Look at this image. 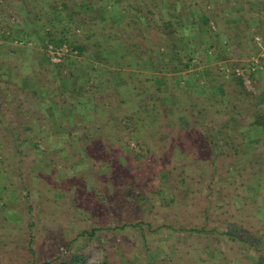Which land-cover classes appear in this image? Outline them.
<instances>
[{"label": "rangeland", "instance_id": "1", "mask_svg": "<svg viewBox=\"0 0 264 264\" xmlns=\"http://www.w3.org/2000/svg\"><path fill=\"white\" fill-rule=\"evenodd\" d=\"M54 1L61 9L64 0H0V108H9L0 115V264L59 262L76 255L81 264L106 259L110 264H264V188L245 180L248 159L240 166L233 161V136L235 144L242 142L233 135L237 131L231 136L224 129L223 137L216 132L234 117L238 127L249 124L252 111L264 109V42L258 34L264 12L243 11L239 0H182L173 11L180 29L168 38L172 58H167L172 68L187 52L196 60L167 80L170 109L160 111L159 120L169 121L168 132L141 122L126 130L132 115L153 116L136 107L146 98L141 92L153 93L162 82L143 59L140 67L128 68L119 58L114 33L127 36L122 15L128 3L95 0L96 6H80L73 0L69 11L81 13L75 17L85 21L89 15L84 28L76 29L80 21L55 18ZM145 1L152 9L151 44H158L167 5L155 9L153 0ZM258 5L251 1L248 7ZM47 32L86 44L90 36L115 48L114 56L105 70L93 63V50L87 51L76 65L61 68L73 72L76 82L67 84L57 64L66 57L73 61L77 53L67 42L69 51L54 61L48 46L56 43ZM235 66L236 72H255L245 89L258 95L240 102L242 110L233 116L236 87L229 76ZM214 76L220 82L210 99L207 79ZM174 87L184 89L182 102L169 95ZM37 102L39 125L45 122L39 148L24 134L37 117L25 112ZM181 121L190 126L184 130ZM12 129L21 133L16 143ZM212 134L222 138L216 146ZM252 136L247 149L240 148L248 157L264 152V128L253 129ZM229 150L231 157L220 155ZM143 193L148 198L140 202ZM203 224L209 234L189 231ZM93 230V236L85 233Z\"/></svg>", "mask_w": 264, "mask_h": 264}, {"label": "trees", "instance_id": "2", "mask_svg": "<svg viewBox=\"0 0 264 264\" xmlns=\"http://www.w3.org/2000/svg\"><path fill=\"white\" fill-rule=\"evenodd\" d=\"M73 0H64V2L61 4V9L59 8V3L54 1L53 2V15H55V18L59 21V22H63V21H68L70 24L71 23H76V25L78 24V21H80V23L77 25L76 29H82L84 28V22L87 21V19H89V15L84 17L85 21H83L81 19V17H75L77 15L81 16L80 12H75V10L72 9V12L69 11L70 9V3ZM79 1V5L80 6H91V5H95V0H76ZM111 2H120V3H128L127 4V8H125V13L122 15L123 16V25L122 28L125 30V34L127 36H122L121 31H115L114 33V40L118 41L119 43H117L116 45V49L117 52L119 53V58H122L123 61L122 63L124 67H128V68H132L134 67L133 65H136L138 67H140L141 65V61L143 59L144 62V67L149 68L151 70H154V73L156 75V77H161L162 78V82H160L157 85L156 91L153 93H148L146 94L147 90L141 92V94H144V97H146L145 99L143 98L140 102V104L136 107L138 108L137 112L142 109V113H153V116H147V118L144 117H134L133 115L130 117L131 118V123L128 122L127 125L124 126V128L126 130H131V128L133 129H138V128H134L135 126L138 127L139 122H141L143 124V126H158L159 129H166L165 131L168 132V125L165 120L164 124L159 120V116L162 114H165V111H168L170 109L169 103L166 101H169L168 98V90H169V85L167 86L166 84L168 83L167 80L169 78H172L174 75L173 73H177V72H181V71H188L189 68L193 65L191 64V62L193 63L196 58H193L192 53L187 52L186 54H184L183 56H177V60H176V65L172 68L170 66V60H168L167 56L171 57L170 54L168 55V50H167V43H168V38L172 35H176L179 32V28L176 27V24H178V22L176 21V19H174L173 16V11H176L179 3L182 0H174L172 2V0H153L154 1V7L155 9H158L159 6L161 4H165L167 5V8H164L165 10H167V16H163V26L162 28L156 32V34L159 32L158 39H159V43H152V38L154 36H150L149 34L151 33L150 28H153L152 24H150V17L149 14L151 13L152 9L150 8V6L148 5V3L144 0H141L144 4L140 5L137 2H135L136 0H110ZM255 2L258 5L257 8H249V2ZM193 2H197V1H193ZM242 4L243 7V11L246 9L250 10L249 12H251L252 14H258V13H263L264 12V0H239L237 2V5L240 6ZM235 5V4H233ZM96 6V5H95ZM144 6L147 7L148 9L145 10ZM205 16H200L199 19L200 20H204ZM77 19V20H76ZM246 20V19H245ZM206 22V21H205ZM95 23V22H94ZM53 23L51 22V25ZM264 21H261L260 23H258V29L259 32L258 34H260L262 36L263 42H264ZM96 25V23H95ZM239 25H235L233 26V29H235V35H239L240 33L238 32V27ZM51 26L49 28V30H52ZM101 28V27H99ZM2 30V29H0ZM63 28L61 30V32L63 33ZM85 30V29H84ZM87 31L89 32V30L87 29ZM85 31V33L87 32ZM246 28L243 29V33H245ZM66 32L64 30V33L66 35ZM237 32V34H236ZM48 36L50 37V40L53 43H56V45L58 46H62L63 44L69 42L70 45L72 44L73 48H72V52L77 51V56L71 58L73 61L70 60H66L67 58L70 57H66L64 58L61 62H59L58 65V69L61 72L62 75V80H64L67 84L68 82L74 83L76 82V80H74V75L73 72L71 70L63 73V71L61 70V68H65V67H69L70 65H76V62L79 61L77 58H79V56H83L87 51L89 50H93V54L91 56V59H93L92 61H94L93 63L98 64L100 67L102 66L104 69V66H107V63H109L110 58H112V56H114V49L115 48H111L110 47H106L104 46L102 43L98 42V41H94L92 42V37L90 38V36L85 37L87 40L91 41V44H86L84 42H81L79 40L76 41H72V40H65V39H55L52 38V35L50 32H47ZM84 34H82L81 36H83ZM67 38V37H66ZM236 39H241L240 36L235 37ZM88 45V46H87ZM166 47V48H165ZM176 47V46H174ZM10 51H13V47L9 48ZM71 52V53H72ZM10 53V52H9ZM117 53V54H118ZM181 55V54H178ZM110 57V58H109ZM172 58V57H171ZM66 60V61H65ZM65 61V62H64ZM74 63V64H73ZM102 63V64H101ZM242 63V62H241ZM67 65V66H66ZM101 67V68H102ZM148 69V70H149ZM106 70V69H105ZM107 71H110L107 69ZM170 72H172V74H170ZM254 73L255 72H250L249 77L252 79L254 78ZM230 78H233V85L236 87L233 89V116L235 114L240 113V111L242 110L241 107L239 106L240 102H244L246 100V98H250V100H253L257 95L258 92L257 90L253 91V92H248L245 89V81L244 78L239 75L236 72V66L233 67V73L229 76ZM208 80V86H207V94H209V98L212 99V97H214V88L218 85V83L220 82V78L218 76H214V77H210ZM70 85V84H69ZM71 86V85H70ZM179 89L176 90V87L173 88V90L170 92L169 95H172L174 98H176V100H178L179 102H182L183 99V90L181 87H178ZM257 92V93H256ZM256 94V96H255ZM146 95V96H145ZM235 97V98H234ZM125 101V100H124ZM166 102V103H164ZM227 104H230L229 102H227ZM194 107L197 106V104H193ZM6 109H9L8 107H6ZM6 109L4 110V108H0V115L2 113H5ZM167 109V110H166ZM257 109V110H256ZM254 109V111H252V120L249 124L246 125H240L239 127L235 124L236 121V117L233 118V120H229L224 122L220 127H218L217 129V133L223 137V130L225 129V132L228 131V133H230V135L232 136L231 132H233V130L235 129V131H237V134H233L235 135L236 139L237 138H241V141L239 144H235V140H234V136H233V161H237V164L240 166L241 165V161L244 159L245 160L248 159V166H245L244 168H247L246 171H249V176L247 179V181H256L259 185V187H263L264 188V152L263 153H252V155L250 157L247 156L248 152H242L243 154H241V151L244 149H240L241 147H245L246 148V143L250 140V138H252V131L253 129H257L259 127L264 128V109L263 107H259ZM196 110V108H195ZM162 114H161V112ZM135 114H138V113ZM149 113V115H150ZM197 114V113H196ZM137 118V120L135 119ZM179 121V120H178ZM233 121V129L231 128V122ZM8 123V122H6ZM180 123V122H179ZM182 125L185 127L184 130L187 129V127L190 126L189 122L187 121H181ZM158 127L156 129H158ZM33 127L31 126L30 129L29 127L25 128L27 131H25V135L32 133V131H30ZM6 130H11L10 128H5ZM132 129V130H133ZM12 131H16L15 133H12V137L14 139V143L15 140H17L16 137H18L21 133H19L17 131V129H12ZM159 131V130H157ZM161 131V130H160ZM3 135V134H2ZM229 135V134H228ZM229 135V138H230ZM216 138V139H215ZM228 138V136H227ZM27 140H29V142L33 145H35L37 148H39V143H37L38 139L37 135L34 137H28L26 138ZM222 138H217L216 134H212L211 136V143L213 146L217 145V140H220ZM226 139V138H225ZM228 145V142H227ZM17 146V145H16ZM247 149V148H246ZM232 152H230V150L227 152H221L220 155H225L228 157H231ZM219 155V156H220ZM236 164V163H235ZM237 164L235 166H237ZM233 165V173H236L237 171L235 170V167ZM244 180V181H245ZM246 182V181H245ZM28 187V186H27ZM160 190L163 191L164 193V188L162 186H160ZM145 188H150V184H147ZM144 189V188H142ZM154 190V189H153ZM154 192V191H153ZM155 193V192H154ZM139 198H141L140 202L147 199L148 196L143 193L140 194L138 196ZM166 198V197H165ZM132 225H138L140 226V223L137 224H132ZM207 224H203L202 226H195V227H191L189 228V231L195 233L196 235L198 234H209V231L207 230ZM186 230V229H185ZM215 231H219L218 229H212L211 232H215ZM86 234H90L91 236H93L95 234V230H93L92 232L88 233L87 231L85 232ZM236 236L233 234V237ZM81 258L79 256H75L72 258H64L61 259V261L59 262H44L42 264H81ZM36 264V263H34ZM102 264H110L109 259H106Z\"/></svg>", "mask_w": 264, "mask_h": 264}, {"label": "crops", "instance_id": "3", "mask_svg": "<svg viewBox=\"0 0 264 264\" xmlns=\"http://www.w3.org/2000/svg\"><path fill=\"white\" fill-rule=\"evenodd\" d=\"M4 41L5 42H7L6 41V39H4ZM4 46H8V45H4ZM0 51H2L3 52V50L2 49H0ZM6 51V50H5ZM7 52V51H6ZM31 107H32V105H30ZM40 103L39 102H37L36 104L34 103L33 104V107H34V109L32 110V111H28V112H25V116H28V117H30V115L29 114H31V113H37L36 115H37V117L34 115V117H31V118H33V119H31V125H32V129L30 130V131H32V133H30V134H27V138L28 137H34V136H36L37 135V138H39V137H41V136H43L42 135V131L44 130V123L45 122H41V123H43V125L42 126H40L39 124V121H40V119H39V109H40ZM69 108H70V112H72V106H69ZM42 113V112H41ZM27 114V115H26ZM44 120V119H43ZM45 121V120H44ZM34 123V125H33V123ZM31 127V126H30ZM30 127H29V129H30ZM25 131H27V130H25ZM36 132H38V133H36ZM34 133V134H33Z\"/></svg>", "mask_w": 264, "mask_h": 264}, {"label": "built area", "instance_id": "4", "mask_svg": "<svg viewBox=\"0 0 264 264\" xmlns=\"http://www.w3.org/2000/svg\"><path fill=\"white\" fill-rule=\"evenodd\" d=\"M257 40H258L259 42L261 41L260 38H257ZM48 47H49V51H50V53L53 55V58H52V59H53L54 61H59V60H61L62 55H63L65 52L69 51L67 47H64V45H63V46H56V45L51 44V45H49ZM71 52H72V50H71ZM74 53H77V51H74ZM257 63H258V61L252 63V65H251V67H250V70H251V71H255V70H256V64H257ZM237 73H238L239 75H241V76L244 78L245 83H246V82H249V83H250V79H249V77H248V74H247L244 70H237Z\"/></svg>", "mask_w": 264, "mask_h": 264}]
</instances>
